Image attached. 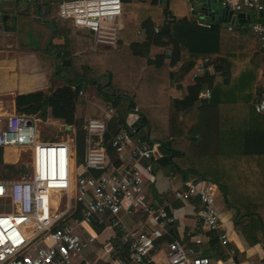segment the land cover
Segmentation results:
<instances>
[{
  "label": "trees",
  "instance_id": "obj_1",
  "mask_svg": "<svg viewBox=\"0 0 264 264\" xmlns=\"http://www.w3.org/2000/svg\"><path fill=\"white\" fill-rule=\"evenodd\" d=\"M183 2L186 0H169L168 6L174 8ZM124 5L125 18L128 10L138 16V24L127 26L118 34L116 45L108 44L98 52L92 49L93 31L90 30V36L80 35L76 30L79 26L73 20L57 15L54 21L56 32L66 38L65 49L60 55L59 76L68 85L58 88L51 96L43 92L20 95L17 99L19 110L45 115L47 108L52 106L55 117L69 122L75 117L77 162L80 164L84 160L87 138L88 120L83 116L86 98L80 94L85 84L97 85L99 95L113 102L122 124L137 105L141 122L136 135L152 143H161L160 164L180 168L186 175L194 173L211 177L224 191L227 201L239 209L236 227L247 232L252 242L257 241V233L263 228L264 115L256 112L253 104L264 90L260 86L262 69L251 63L241 39L246 32L230 31L217 21L210 27L201 26L188 17L170 22L166 8L154 0L149 3L138 0ZM140 31L146 36L143 41L138 40ZM123 42H129V45L121 47ZM152 44L171 45L174 50H180L182 59L176 67L183 72L195 59L213 56L215 72L208 68L198 77L197 83L188 88L187 94L183 85L177 84L169 89L174 67L161 59L156 64L151 63L147 52ZM237 63L239 67L236 69L234 65ZM222 70H234L230 80L218 73ZM102 78H106L103 83L100 82ZM206 88L212 90L211 99L198 105ZM171 98H176V105L183 106L181 113L175 115L170 107ZM188 114L194 126L202 130L199 142L193 137L196 134L194 129L180 130V126H188L185 123ZM154 116L158 124L152 122ZM181 116L184 120L180 124ZM119 126L114 121L108 124L104 140L109 149ZM157 132L160 140L153 138ZM177 153L185 154L181 163L174 160ZM192 158L196 161L191 162ZM211 166L213 172L209 169ZM93 173L98 174L97 171ZM234 193L239 194L244 202L237 204L233 201ZM73 207L76 216L79 210L76 204Z\"/></svg>",
  "mask_w": 264,
  "mask_h": 264
},
{
  "label": "built area",
  "instance_id": "obj_2",
  "mask_svg": "<svg viewBox=\"0 0 264 264\" xmlns=\"http://www.w3.org/2000/svg\"><path fill=\"white\" fill-rule=\"evenodd\" d=\"M126 1L133 0H63L58 15L93 31L96 44L116 45L118 34L127 27ZM214 2L236 13L249 10L253 18L251 29L264 48V19L255 18L264 15V0ZM192 11L199 12V7L197 10L192 6ZM200 23L212 25V21L202 18ZM212 62L211 57H205L194 77L211 68ZM204 96H211L209 89ZM253 105L256 112L264 115V94ZM140 118L139 107L134 106L126 122L120 123V114L111 101L105 103L103 114L88 118L87 156L81 164L85 170L77 174L72 137L41 139L38 115L0 114V148L15 147L32 153L30 163L21 164L16 177L0 178V199L10 202V210L0 211V264H99L81 255L96 237L88 233L87 225L93 220L105 224L107 219L123 231L122 239L129 246L132 263L142 264L150 257L174 216L166 205L155 206L151 200L159 144L141 137L135 139ZM110 121L120 125L112 137L111 149L104 140ZM177 177L178 174L172 176ZM183 183L184 188L174 189L176 198L186 202L199 197L204 228L219 231L222 211L217 201L218 184L199 174L185 176ZM63 194L73 196L77 207L81 205L80 216H74L71 202L61 209ZM125 215L135 217L139 225L129 228L123 220ZM221 239L224 244L229 241L225 234ZM167 261V264H214L210 256L198 254L179 240L168 243ZM216 264L241 263L231 258L219 259Z\"/></svg>",
  "mask_w": 264,
  "mask_h": 264
},
{
  "label": "crops",
  "instance_id": "obj_3",
  "mask_svg": "<svg viewBox=\"0 0 264 264\" xmlns=\"http://www.w3.org/2000/svg\"><path fill=\"white\" fill-rule=\"evenodd\" d=\"M62 1L37 0L36 3H32L28 0H0V114L26 113L38 115L41 119L39 125L41 139L60 140L72 137L74 140L72 144L73 153H75L73 164L76 163L78 174V169L82 171L85 169L83 167L79 168V163L77 162L75 117L72 122L67 121L65 118L55 117L52 106L47 108L45 115L41 112L28 113L25 110H19L17 103L20 95L43 92L51 96L58 88L68 85V82L59 76L60 63H62L60 55L62 49H65L66 38L64 35L56 32V25L54 23L59 14V7ZM136 1L138 0L126 1L125 4ZM146 1L149 3L153 0ZM156 1L161 2L163 7L166 8L165 13L170 22L188 17L189 19H195L201 25L200 19L202 18L205 21L220 22L223 28H227L230 31L236 29L246 32L247 35L241 37V39L244 42L245 49L248 50L249 58L252 59H250L251 63L262 69L260 86L264 90V48L260 43V39L251 30L253 18L249 10H242L244 14L240 17L239 24H237L225 19L215 20L211 17L199 15L198 11H192V6H195L198 10V5H194L190 0H186V2L180 3L177 6L175 5L174 8L177 11L168 6L169 0H154V2ZM125 14L127 26L138 24V16L136 14L128 12V10ZM255 18L264 19V15L258 14ZM230 26H233V28L230 29ZM76 30L80 35L85 36H90L92 33L90 30L80 27ZM145 39V34L140 31L138 40L143 41ZM166 39L164 40L166 41ZM149 41L151 42V39ZM106 45L108 44L103 43L102 45H98L94 40L92 49L98 52L100 49H104ZM128 45L129 42H123L120 46L126 47ZM147 54L152 64H156L155 62L161 59L164 63L174 67L170 75L173 83L168 87L169 89H172L177 84L183 85L187 94L188 88L197 83L198 77L203 75L194 77L197 67L201 65V61L204 59L203 57L195 59L183 72L176 67L182 59L181 51L174 50L171 45L158 46L152 44ZM210 57L213 59L210 69L215 72L216 64L214 63V58L213 56ZM234 67L237 69L239 63L234 65ZM222 71L218 73L223 74L227 80H230L234 70L231 72ZM105 80L106 78H102L100 82L103 83ZM208 89L206 88L203 92L205 93ZM209 90L212 94V90ZM81 91L80 94L86 98V104L83 109L84 118L88 120L93 115L103 114L105 103L110 101L99 95L97 85L85 84ZM175 99L171 98L169 102L170 107H172L175 115H177L184 109L183 106L179 107L176 105ZM210 99L211 96L209 98L203 96L198 105H201L203 100L204 102H208ZM188 116L189 114L185 119V123L188 126L185 125L184 128L182 125L180 126V130L186 132V130L194 129L196 134L193 137L196 142H199L202 130L196 128L193 120L189 119ZM183 120L184 118L181 116L180 124ZM152 122L158 124V119L154 116ZM45 125H48L47 127H57L55 132L59 135L56 136L55 132H48ZM62 132L65 134L63 135ZM137 137L148 140L140 135H136L135 139ZM153 138L160 140V134L157 132L153 135ZM154 143L159 144V156L155 162L156 178L152 184L151 200L155 206L159 204L166 205L169 213L171 212L172 216H174V220L167 225L166 234L158 241L150 257L142 264H167L168 243L174 240L182 241L186 245L191 246L198 254L210 256L214 264L219 259L226 260L231 258H234L241 264H264V209H261L263 228L257 233L258 240L252 242L247 232L236 227V222L239 219V209L227 201L224 191L218 185L216 193L218 205L222 211V227L217 232L206 230L199 214L201 209L200 198L191 197L185 202L176 198L174 192L175 188H184L183 178L185 176L188 177L194 173L186 175L180 168L160 164V155H163L161 143L159 141ZM0 149L3 152L1 159L5 164H19L22 154L26 152L24 149L15 147ZM184 155L183 153H177L174 156L175 162L181 163ZM86 156L87 143L82 163L85 162ZM190 161L194 162L196 158H192ZM27 163L30 162H23L22 164ZM209 169L211 171L214 170L212 166ZM174 174H178L176 179L172 178ZM202 176L204 175L202 174ZM206 178L214 181L211 177ZM241 198L239 194H233V201L237 204L244 202ZM78 207L79 214L77 216H80L81 205L79 204ZM72 217L71 210V220L73 219ZM123 220L129 228H135L139 225L135 217L125 215ZM87 228L88 233L94 234L96 237L89 241V244L82 252V258L97 260L99 264H135L131 262L128 244L122 239L123 231L111 225L109 219L106 220L105 224H99L97 220H93V223L88 224ZM223 234L228 236L229 241L227 244H224L221 239Z\"/></svg>",
  "mask_w": 264,
  "mask_h": 264
},
{
  "label": "rangeland",
  "instance_id": "obj_4",
  "mask_svg": "<svg viewBox=\"0 0 264 264\" xmlns=\"http://www.w3.org/2000/svg\"><path fill=\"white\" fill-rule=\"evenodd\" d=\"M46 127L48 125H45ZM157 128V126H155V129ZM48 130V132H55L57 130V127L55 126H50V127H47L46 128ZM65 132V130H64ZM46 133V131H45ZM62 134L64 135L65 133L62 132ZM55 135L58 136L59 134L57 132H55ZM2 150L0 149V178H7V177H16V175H18L16 173V170L20 167V165L24 162L26 163L27 161H31V156H32V153L31 151H27V152H24L22 154V159H21V162L19 164H5L2 162ZM31 166V165H30ZM28 167V171L31 173L32 169L31 167ZM78 167L80 168L81 167V164H78ZM76 168V167H75ZM78 173H81V169H78ZM75 173H77V169H75ZM76 175V174H75ZM62 202L61 204V209H64L66 208L67 204H69L71 202V205H75L76 202H75V198H73V196H70L69 194H63V196L61 197L60 199ZM2 210H10V202H9V199H0V211Z\"/></svg>",
  "mask_w": 264,
  "mask_h": 264
},
{
  "label": "water",
  "instance_id": "obj_5",
  "mask_svg": "<svg viewBox=\"0 0 264 264\" xmlns=\"http://www.w3.org/2000/svg\"><path fill=\"white\" fill-rule=\"evenodd\" d=\"M163 1V0H161ZM193 4L198 5L199 15L205 17H211L215 20L225 19L232 23L239 24L240 17L244 14L242 12L236 13L232 10H224L220 5L214 2V0H190Z\"/></svg>",
  "mask_w": 264,
  "mask_h": 264
}]
</instances>
